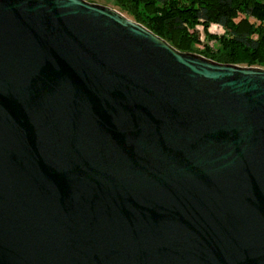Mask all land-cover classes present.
<instances>
[{
    "label": "water",
    "instance_id": "95a60500",
    "mask_svg": "<svg viewBox=\"0 0 264 264\" xmlns=\"http://www.w3.org/2000/svg\"><path fill=\"white\" fill-rule=\"evenodd\" d=\"M0 264H264V68L0 0Z\"/></svg>",
    "mask_w": 264,
    "mask_h": 264
},
{
    "label": "trees",
    "instance_id": "16d2710c",
    "mask_svg": "<svg viewBox=\"0 0 264 264\" xmlns=\"http://www.w3.org/2000/svg\"><path fill=\"white\" fill-rule=\"evenodd\" d=\"M115 5L180 51L264 68V0H115ZM213 24L224 33H212Z\"/></svg>",
    "mask_w": 264,
    "mask_h": 264
},
{
    "label": "rangeland",
    "instance_id": "374dc122",
    "mask_svg": "<svg viewBox=\"0 0 264 264\" xmlns=\"http://www.w3.org/2000/svg\"><path fill=\"white\" fill-rule=\"evenodd\" d=\"M103 3H105V4H106L107 6H109V7H112V8H115V9L119 10L118 7L115 5V0H111V1H108V2H104V1H103ZM119 11H120V10H119ZM120 12H121V11H120ZM123 14H125V13H123ZM125 15H126V14H125ZM126 16H128V15H126ZM128 17H129V16H128ZM130 18H131V17H130ZM131 19H132V18H131ZM199 29H200V32H201L202 39H204L205 36H204L203 30H202V27H199ZM210 31H211L212 33H215V34H223V33H224V29H223L221 26L216 25V24H213V25L211 26ZM210 46H212L213 48H215V47H217V43L214 42V41H211V42H210ZM197 48L201 50V49H204V46H203V45H199V46H197ZM194 53L200 54V53H198V52H194ZM200 55H201V54H200Z\"/></svg>",
    "mask_w": 264,
    "mask_h": 264
},
{
    "label": "flooded vegetation",
    "instance_id": "af4514ba",
    "mask_svg": "<svg viewBox=\"0 0 264 264\" xmlns=\"http://www.w3.org/2000/svg\"><path fill=\"white\" fill-rule=\"evenodd\" d=\"M89 2H92V3H97V4H101V5H106L104 2H108V1H111V0H87Z\"/></svg>",
    "mask_w": 264,
    "mask_h": 264
}]
</instances>
